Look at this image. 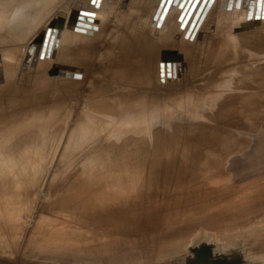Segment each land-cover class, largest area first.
<instances>
[{"label": "rangeland", "instance_id": "374dc122", "mask_svg": "<svg viewBox=\"0 0 264 264\" xmlns=\"http://www.w3.org/2000/svg\"><path fill=\"white\" fill-rule=\"evenodd\" d=\"M68 1L54 0L49 11L63 4L67 7ZM83 2L93 5L91 0ZM198 2L178 0L170 25L182 6L187 7L188 15L196 16ZM78 5L70 8L79 11L82 5ZM70 8L57 16L65 17ZM119 9V0H106L101 12L112 19ZM155 13L147 29L154 38L158 36ZM28 38L10 41L0 35V85L11 73L16 75L11 79L14 88H0V95L4 94L0 114H5L0 116V131L13 121H26L17 125L22 134L15 145L0 151V264H264L263 51L255 65L263 67L259 74L231 90L215 83L220 76L187 81L175 88L170 85L171 66L180 61L166 59L154 78L157 96L148 92L143 95L145 100L138 97L139 79L131 77L139 69L135 73L137 67L133 66L134 73L128 72L130 67L125 69L116 62L107 66L114 60L109 54L98 60L99 82L123 91L129 106L120 110V117L94 121L82 111L95 97L89 81L97 75V66H86L85 81L75 87L69 84V89L60 88L64 84L53 81L46 68L39 73L36 68L19 69V64L15 71L9 69L10 60L4 53L12 46L24 47L32 39ZM55 48L54 61L58 45ZM197 54L198 59L199 51ZM43 60L38 62L39 68ZM121 68L125 72L118 78L116 71ZM18 79L23 81L20 86ZM32 79H41L45 87L39 81V86L35 82L32 86ZM40 86L51 90L42 91ZM65 88L72 95H65ZM5 89L9 91L3 93ZM221 96L225 97L206 99ZM25 102L39 110L37 115L41 108L43 113L45 109L49 112L35 117L37 112L30 113L27 107L23 113ZM6 103L10 106H4ZM6 107L14 113L13 120ZM31 117L41 123L30 121Z\"/></svg>", "mask_w": 264, "mask_h": 264}, {"label": "bare ground", "instance_id": "6f19581e", "mask_svg": "<svg viewBox=\"0 0 264 264\" xmlns=\"http://www.w3.org/2000/svg\"><path fill=\"white\" fill-rule=\"evenodd\" d=\"M58 1L60 2V0ZM83 1L85 0L68 1L69 4L67 3L68 4L67 7H66V4L62 3L63 4L61 6L62 8L59 5H57L60 8L58 10L54 9L51 12L49 11V9L53 5V3L56 2V1L54 2V0H0V35L4 36L5 40H9V38H11L10 41H12V39L17 40V38H20V40H24L27 37H29L28 40L32 38L31 41L28 44H26L24 47L16 48L12 46L10 48V51L8 50L7 52L4 53L5 58H7L8 61L10 60L8 62V68L13 67L14 71L16 70L15 69L16 66L19 64L18 65L19 69L22 68L25 70H35L36 68V70L39 73L41 70L45 68H46L45 70L47 69L50 70L51 66L54 65L55 62H58L57 65H62L64 69L68 68L69 70H71L69 74L66 73L67 77H64V78L57 77L56 78L55 81L58 82V85L64 84L63 86H60V88H63V87L68 88L67 85L69 84H73L74 87L75 85L78 86V84L85 81L87 77V74L84 73V70H86V72L88 71V68H86V66L90 65L91 63L95 64V66H97L98 68L97 75L89 81V85H91L92 87L91 93L95 94V97L92 98L88 102V107L86 111H82L83 116L85 117L90 116V118H93L94 121H96L97 119H102L103 121H110L112 120V118L120 117L121 115L120 110L123 108H128L129 106L126 98H124L123 91L121 93L119 91L117 92L116 88L111 87L112 84L109 87L107 86L108 83L107 84L105 83L106 85H104L99 82L98 78H99V75L101 76L102 70L100 71L101 64L98 62V60L100 58L107 59L109 54L114 57L113 58L114 60L112 61L113 63H110L107 66H111L116 62L115 64H118V66L124 67L125 69L130 67V69L128 68L129 69L128 72H133L132 70L133 66L137 67L134 69V72L136 69H139V73L134 74V75L131 74V77L136 76V78L139 79L141 87L139 89L138 97H140L141 100H145L143 95H145V93H148V92L153 93L152 94L153 97L157 96V87L154 84V78H155L156 73L158 74L159 72H161V69L164 68L163 66L164 63L162 62L166 59L167 60L177 59L180 61V63L178 64L174 63L173 65L172 63L171 67L173 68L171 69V72L169 70V72L171 73V78H172L170 85H175V88L180 87L181 85L184 84V82H187V81L188 83L189 82L195 83L199 79L201 80L202 78H206V77L216 78V76H220L221 79L215 82L216 84H218L219 87H222L228 90L238 89V88L243 87L246 84L245 80L247 78H248L247 79L248 80L247 83H248L251 79L256 77L259 74L260 69L263 68V67H260V68L255 67V65H256L258 53L261 51L264 52V0H256L257 3L255 2V0H199L197 8H200V9L196 16L193 13H190L188 15L187 7L182 6L178 17L171 25H170L171 17L173 16L175 12L174 9H175V6L178 0H173L163 22H159L158 18L160 17L161 12L167 0H151L150 3L148 1V3L146 2L147 8L144 7L146 4L141 3L140 0H119L120 9L118 11L116 10L117 13L115 14V17L112 19L108 16H105V14L103 15V12H101V8L104 6L106 0H91L93 2V5L92 6L90 5L91 7L85 6L84 4H86L87 2L85 3ZM254 2H255V8L252 10ZM80 3L82 6L78 7L80 6ZM74 5H78L77 6L78 9H80L79 11L88 13V16L86 17L84 16V18H82L83 21H80L81 22L80 26H78L76 30L78 32H75L73 29L67 30V29L62 28L63 31H60L59 33L56 32L54 35H52V37H48V39L52 38L51 48L49 49L47 46L46 47L41 46V48L38 51H36L37 52L36 54H38V56L37 55L34 56L33 65L36 63L35 67L30 66L31 58L35 50H32V54L28 58V55H26L28 47L30 46L36 47L34 43L38 41L39 38H41V43H42L45 37V32H46L48 24L57 18V14H59V11H63L64 8L69 9L71 6L74 7ZM241 6H243L242 9H241ZM245 6H247V9L243 10ZM51 8L53 9V7ZM90 13L92 15H90ZM154 13L156 16L155 18L156 27L158 29L157 31L158 36L155 38L153 37L154 35L153 36L149 35L150 33H148L147 31V29H149L148 21H150L151 18L153 19ZM212 19H216L214 20L215 26H214V21L212 22ZM87 24H90L96 27L94 28V27L88 26ZM82 26L86 28L87 27L92 28V31H95V30L97 31L94 32L92 36H90V34H83V32H79V31H82V29H84ZM212 26L215 28L214 30L211 31ZM242 29H245V30L242 32L241 31ZM60 33L62 34V36L59 42ZM28 40L24 42L26 43ZM57 45H58V52L55 55L57 59L54 58L55 59L54 61L51 58V56L55 53L54 48ZM197 50L199 51V55H200L198 59H197L198 57ZM30 53L31 51L28 54ZM45 54H48L47 58L49 59L43 60L45 58ZM26 56H27V59H26ZM41 59L43 60V62L40 63L42 67L39 68V65L37 66V64L39 61H41ZM107 62L109 61L106 60V63ZM130 62H131V65H130ZM166 64L167 63H165V66L168 67V65ZM175 64H177V66ZM0 68H2V66H0ZM12 69H11V72H13ZM117 69L119 70V67ZM112 70H115V68ZM112 70L111 72H113ZM0 71H2V69ZM20 71L19 72L16 71V72H17V75L18 73H20V77H21L23 73L21 75ZM61 71H65V70H61ZM124 72H125L124 69L120 71H116V74L118 75V76L116 75V77L119 78L121 74H123ZM2 73L3 71L0 74ZM11 74L12 76L9 77L8 80L5 78L6 83L5 84L3 83L4 85H6V87H3L4 85L2 86L1 84L0 88L2 86V88H6V89L9 88V90L12 89L10 87H13L14 85H11L13 84L11 82V79H14L13 76H16V75H13L15 74V72ZM34 75H36V73ZM33 77H34L33 79H35L36 76H33ZM37 77H39V75ZM127 77H129V75ZM17 78L19 77L17 76ZM39 78L44 79V77H39ZM20 79H18L19 86H20V83L22 84L23 82V81L19 82ZM41 79L40 81L39 79L37 80L42 84L43 79L42 80ZM21 80H24V79L22 78ZM26 80H25V84L27 83ZM180 80L182 83H180ZM0 81L2 82V80ZM34 82L37 84V82L33 80L32 86ZM28 85H31V82ZM17 86L15 84V88ZM25 87L27 89L28 86L26 85ZM72 87L70 89H72ZM35 88H32V89L35 90ZM48 88L41 89V86H40V90L42 91L47 90ZM66 88H65L66 92L64 91V94L67 93L68 91ZM6 89L3 91V93L4 92L7 93L9 91ZM29 90L31 89L28 88V91ZM58 90H61V89H59L58 87ZM11 91L13 92V90ZM53 91L55 90L53 89ZM32 92L31 93L29 92V94H34ZM21 93H22V90H21ZM40 94L41 96H44V93H40ZM40 94L38 93L39 96ZM60 94L61 93H59V95ZM70 95L72 94H69V96ZM9 96H12L11 98H13V95H9ZM37 96L34 97L35 100L38 99V98L36 99ZM69 96L66 98L69 99ZM224 97L225 96L208 97L206 99L210 102L211 100L216 101L219 99H223ZM0 98H2V104H3L4 94L0 95ZM23 98H26V97H23ZM49 98H51V96L48 97V100ZM63 98H64V95H63ZM5 99H4V102H5ZM13 99H15V96ZM19 99L22 100L21 98ZM19 99H17V101ZM31 99L29 100L33 101ZM29 100L27 101L29 102ZM53 100L58 102L56 99H53ZM17 101H13V102H17ZM26 102H25L26 105L22 106L23 108L26 106V108L22 109L23 110L22 112L26 113L27 107H29L28 109L31 110L30 113L34 112L33 111L34 108L32 109V103H29L28 105ZM7 103H9V101ZM7 103L4 106H6ZM21 104L23 105V102ZM33 104L35 105V103ZM50 104H48L49 107H50ZM64 104H67V103L65 102ZM239 105L245 106L242 104H239ZM0 106H1V102H0ZM7 106H10V105H7ZM34 107H37V106H34ZM6 108H9V107H6ZM14 108L16 107L14 106ZM53 108L56 111L60 109L63 111L62 108H57V106H53ZM53 108H49V109H53ZM36 109L34 110L36 111ZM41 109L43 111L44 108H41ZM64 109L66 108L64 107ZM15 110L13 111L15 112ZM45 110L47 111V109ZM83 110H85V108ZM11 111L12 110L10 109L9 114L12 115V117L10 116L11 117L10 120H13L12 118H13L14 113L11 114ZM38 111H36L37 113L35 114V117L38 114ZM42 111H41V114L43 113ZM46 111L44 113H46ZM47 112H49V110ZM5 113H6V117L7 115L9 116V114H7L6 111ZM44 113L42 115H44ZM2 114H0V116ZM18 115H19V112H18ZM20 115L23 116L24 114H22L20 111ZM24 116H25L24 118H26V114ZM30 116H32V114H30L28 117ZM16 117H14V119ZM21 118L24 119L23 117ZM32 118L33 117H31L30 121L34 119ZM5 119L4 121L6 122ZM17 119L19 118H16V120ZM30 121H29V124L31 123ZM9 122L11 123V121ZM22 122L25 123L26 121H22ZM22 122L13 121L7 127L5 125V127L2 128V130L0 131V151L6 150L4 148H9L11 147L10 145L12 146L15 145L14 144L15 139H19V135L22 134L20 130L18 131L17 125L20 124L19 127H21ZM34 123H36V121H34ZM37 123H41V122L38 121ZM0 126H1V123H0ZM31 127L32 126H30V128ZM51 136H56V134L52 133ZM3 161L1 164L5 163ZM15 161H16V158H15ZM7 167H9V165ZM17 174H20V173H17ZM46 225L48 226V224Z\"/></svg>", "mask_w": 264, "mask_h": 264}, {"label": "water", "instance_id": "95a60500", "mask_svg": "<svg viewBox=\"0 0 264 264\" xmlns=\"http://www.w3.org/2000/svg\"><path fill=\"white\" fill-rule=\"evenodd\" d=\"M173 0H167L166 1V4L161 12V15L160 17L158 18L159 22H163L167 13H168V10L172 4ZM60 7H56L55 9L58 10ZM90 15H92L90 13ZM84 16H88V13H84L82 11H78V10H74V9H70L66 16L65 17H60V16H57V18L55 20H53L52 22H50L47 26V29H46V32H45V37L41 43V38L38 39V41H36L34 44L36 47H33V46H30L28 47L27 49V52H26V55H28V58L31 56L32 54V50H35L34 53H33V56L31 58V63H30V66L32 67H35L36 63L33 65L34 63V56L38 54H36L41 46L42 47H48L49 49L51 48V44H52V38L48 39V37H52V35H54L56 32L59 33L62 28L64 29H70V30H74L75 32H78L76 31L77 30V27L80 26V21H83L82 18H84ZM92 24V23H91ZM88 26H91V27H96V26H93V25H90V24H87ZM84 29H82V31H79V32H83V34H90V36H92V34L94 32H96L97 30L95 31H92V28H86L84 26H82ZM42 44V45H41ZM56 49V48H54ZM23 51V50H22ZM21 51V52H22ZM31 51L30 54H28L29 52ZM22 54V53H21ZM45 57L47 58L48 57V54H45ZM26 59H27V56H26ZM28 64V63H26ZM61 70H65V71H61ZM68 71V72H67ZM69 72H71V70H69L68 68L67 69H64V67L62 65H57V64H54L51 66L50 70L48 71V76L53 80L55 81L57 77H67L66 73L69 74ZM70 76V75H68Z\"/></svg>", "mask_w": 264, "mask_h": 264}]
</instances>
